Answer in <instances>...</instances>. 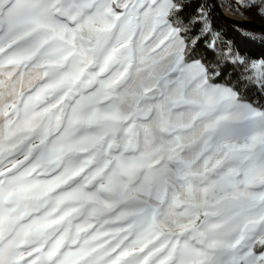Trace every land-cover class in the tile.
<instances>
[{"label": "snow or ice", "instance_id": "obj_1", "mask_svg": "<svg viewBox=\"0 0 264 264\" xmlns=\"http://www.w3.org/2000/svg\"><path fill=\"white\" fill-rule=\"evenodd\" d=\"M211 7L0 0V264H264V53Z\"/></svg>", "mask_w": 264, "mask_h": 264}, {"label": "trees", "instance_id": "obj_2", "mask_svg": "<svg viewBox=\"0 0 264 264\" xmlns=\"http://www.w3.org/2000/svg\"><path fill=\"white\" fill-rule=\"evenodd\" d=\"M206 2L210 5L209 0H206ZM220 5L222 3L227 4L230 3L229 0H219ZM222 7V6H221ZM226 12L238 17L245 19L244 17H241L237 14H234L233 12L229 11L227 8L222 7ZM210 17H211V23L213 26V29L215 32L220 34L221 41H218V43L223 46V43L230 42L236 50L242 52L243 54H247L249 56H252L253 58H257L260 56L261 53H264V44H261L257 41H253L248 35L246 31L240 30L238 28L234 27H228L226 26L212 11L210 8ZM246 20V19H245ZM257 35V34H256ZM259 36V35H258ZM201 49H204V44L200 45ZM251 100L255 101L257 104H264V97H259L254 94L251 95Z\"/></svg>", "mask_w": 264, "mask_h": 264}, {"label": "water", "instance_id": "obj_3", "mask_svg": "<svg viewBox=\"0 0 264 264\" xmlns=\"http://www.w3.org/2000/svg\"><path fill=\"white\" fill-rule=\"evenodd\" d=\"M211 9L214 14L228 27L238 28L240 30L254 33L257 35H264V26L258 25L251 21L238 18L226 12L220 5L219 0H209Z\"/></svg>", "mask_w": 264, "mask_h": 264}, {"label": "rangeland", "instance_id": "obj_4", "mask_svg": "<svg viewBox=\"0 0 264 264\" xmlns=\"http://www.w3.org/2000/svg\"><path fill=\"white\" fill-rule=\"evenodd\" d=\"M229 2H231V0H229ZM244 18L248 21H251V22L256 23L258 25L264 26V18H261L258 15H256V13L254 11L247 12L245 14Z\"/></svg>", "mask_w": 264, "mask_h": 264}]
</instances>
